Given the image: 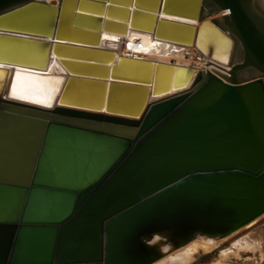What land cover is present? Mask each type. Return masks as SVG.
Masks as SVG:
<instances>
[{
  "label": "water",
  "instance_id": "1",
  "mask_svg": "<svg viewBox=\"0 0 264 264\" xmlns=\"http://www.w3.org/2000/svg\"><path fill=\"white\" fill-rule=\"evenodd\" d=\"M37 1L0 0V23ZM210 1L244 49L230 82L200 73L137 120L0 99V264H154V234L186 245L264 215V81L237 79L264 75V16Z\"/></svg>",
  "mask_w": 264,
  "mask_h": 264
},
{
  "label": "bare ground",
  "instance_id": "2",
  "mask_svg": "<svg viewBox=\"0 0 264 264\" xmlns=\"http://www.w3.org/2000/svg\"><path fill=\"white\" fill-rule=\"evenodd\" d=\"M37 3L0 23V99L40 114L65 108L137 120L149 104L190 92L200 73L230 82L244 59L227 27L230 10L210 0ZM253 6L264 16V0ZM260 76L254 68L237 72L243 83ZM167 235L145 244L161 255L189 249L184 263L219 245L211 237L183 247Z\"/></svg>",
  "mask_w": 264,
  "mask_h": 264
},
{
  "label": "rangeland",
  "instance_id": "3",
  "mask_svg": "<svg viewBox=\"0 0 264 264\" xmlns=\"http://www.w3.org/2000/svg\"><path fill=\"white\" fill-rule=\"evenodd\" d=\"M260 78L264 81V75ZM194 238L203 241L211 237L198 235ZM213 239H216L219 245L212 251L206 252L198 249L192 252L191 260L184 263L185 254L189 249L171 250L162 255L164 256L163 264H264V215L226 238L215 237ZM240 246H248L250 249L243 250L239 248Z\"/></svg>",
  "mask_w": 264,
  "mask_h": 264
}]
</instances>
